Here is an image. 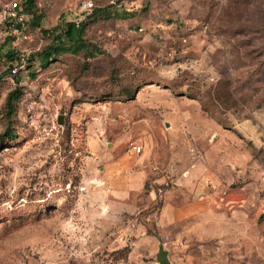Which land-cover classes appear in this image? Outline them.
I'll use <instances>...</instances> for the list:
<instances>
[{
    "label": "rangeland",
    "instance_id": "1",
    "mask_svg": "<svg viewBox=\"0 0 264 264\" xmlns=\"http://www.w3.org/2000/svg\"><path fill=\"white\" fill-rule=\"evenodd\" d=\"M10 1L0 264H161V244L172 264H264V0H92L113 13L86 28L95 56L44 65L43 30L86 0H34L23 27Z\"/></svg>",
    "mask_w": 264,
    "mask_h": 264
},
{
    "label": "trees",
    "instance_id": "2",
    "mask_svg": "<svg viewBox=\"0 0 264 264\" xmlns=\"http://www.w3.org/2000/svg\"><path fill=\"white\" fill-rule=\"evenodd\" d=\"M26 11L33 16V26H39L38 16H36L34 0L22 1ZM109 10V6L97 7L93 6L89 11L85 12L82 17L67 19L62 17L60 21L52 28L44 29L46 37L49 42L46 46L36 55L39 57L40 64H46L48 61L57 60L64 54H79L84 52L87 57H94L95 52L92 50L91 44L85 37V31L90 22L102 17H109L112 15ZM13 50H8L5 56L13 59L15 58ZM29 63L27 62V68ZM3 78V74H0V80ZM128 99L133 98L134 91H126ZM22 92L19 89L11 90L6 98V115L11 117L14 114V101L19 99ZM1 138L13 139L14 131L8 126Z\"/></svg>",
    "mask_w": 264,
    "mask_h": 264
},
{
    "label": "built area",
    "instance_id": "3",
    "mask_svg": "<svg viewBox=\"0 0 264 264\" xmlns=\"http://www.w3.org/2000/svg\"><path fill=\"white\" fill-rule=\"evenodd\" d=\"M93 6L92 0H86L83 5L85 9L84 12L89 11ZM28 15L29 13L25 10L21 0H11L2 10V16L5 20L17 22V24H20L22 27L26 24ZM24 66L25 60L22 58L18 63L12 66L11 70L15 74ZM131 148L135 153H140L143 151L144 145L142 143L133 142Z\"/></svg>",
    "mask_w": 264,
    "mask_h": 264
},
{
    "label": "water",
    "instance_id": "4",
    "mask_svg": "<svg viewBox=\"0 0 264 264\" xmlns=\"http://www.w3.org/2000/svg\"><path fill=\"white\" fill-rule=\"evenodd\" d=\"M58 122L62 124L63 121V115H60L58 118ZM157 259L161 264H172L168 257V251L164 248V246L161 244L159 246V250L157 252Z\"/></svg>",
    "mask_w": 264,
    "mask_h": 264
}]
</instances>
